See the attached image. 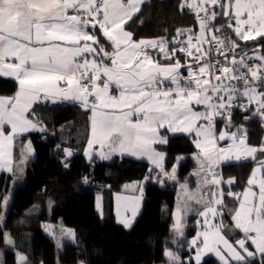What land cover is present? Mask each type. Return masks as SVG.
Returning a JSON list of instances; mask_svg holds the SVG:
<instances>
[{"label": "snow or ice", "instance_id": "1", "mask_svg": "<svg viewBox=\"0 0 264 264\" xmlns=\"http://www.w3.org/2000/svg\"><path fill=\"white\" fill-rule=\"evenodd\" d=\"M144 2L0 0V77L18 82L14 96L0 97V168L13 171V141L37 128L29 115L41 99L76 101L91 112V136L86 150L89 158L94 145H98L102 159L115 152L126 153L147 158L163 172L165 154L154 148L168 143L161 131L187 134L194 137L193 143L199 149L196 159L200 170L196 174L204 173L202 185L209 191L207 196L197 198L182 185L185 207L177 209L175 231L183 235L182 214L187 211L188 201L195 200L203 205L198 214L204 218L205 228L191 241V245H197L198 240L203 245L197 249V264L203 252H214L222 264H250L257 256L260 264H264V141L259 147L250 146L248 130L232 123L234 110L238 108L251 112L244 117L245 121L259 118L264 128V45L260 44L264 40V0L191 3L183 0L180 7L196 13L198 35L191 34V28L178 29L171 40L136 41L126 26L138 15ZM209 4L221 10H210ZM217 18H225L220 28L212 23ZM224 28L239 40L258 45L253 50V56L260 61L255 68L248 65L245 56L236 59L235 50L240 45L231 37L216 35ZM97 30L111 44L112 52L104 49L95 34ZM180 36L186 39H178ZM173 43L180 46L170 47ZM204 45L209 47L205 49ZM225 48L228 50L224 51ZM213 51L221 59L213 57ZM153 52L167 66L154 60ZM180 52L191 62L181 64L176 55ZM173 60L175 63H171ZM182 68L187 70V76L181 74ZM199 106L204 110H198ZM217 118L226 121V128L236 130H221L217 136ZM6 128L10 131L6 132ZM220 141L230 143L220 147ZM23 151L32 153L31 142L24 145ZM64 151L67 156L72 155L71 151ZM257 153L261 158H257ZM249 160L257 166L243 193L225 194L220 186L233 185L235 178L224 181L215 171L216 166ZM175 171L174 167L171 173L164 174L174 180ZM225 195L238 201L231 215L232 229H227L222 220L215 222L226 212ZM8 200L9 196L0 197V205L6 207ZM117 200L125 202V211L131 206L135 217L138 198L117 197ZM100 207L98 202L97 208ZM119 207L118 203V214ZM3 222L4 217L0 216V225ZM122 222L125 226L131 223L127 218ZM235 230L242 231L244 238L233 244L224 232ZM61 232L68 237L75 235L70 229ZM3 239L7 245L13 244L10 234L3 233ZM249 244L255 251H249ZM165 255L182 264L172 251H166ZM17 261L28 264L27 258L19 253Z\"/></svg>", "mask_w": 264, "mask_h": 264}, {"label": "trees", "instance_id": "2", "mask_svg": "<svg viewBox=\"0 0 264 264\" xmlns=\"http://www.w3.org/2000/svg\"><path fill=\"white\" fill-rule=\"evenodd\" d=\"M182 2L145 0L126 30L133 33L136 41L171 39L178 29L195 31L194 11L181 8ZM95 34L104 49L112 52L111 44L101 32L97 30ZM233 37L245 49L258 47L253 41H241L234 34ZM260 44L264 45V40H260ZM176 55L185 63L191 59L182 52ZM153 59L167 66L156 52H153ZM184 71L182 69L181 73L185 76ZM17 90L18 82L14 78L0 77V96L12 97ZM31 113L29 117L38 126L17 142L29 140L33 155L26 162L25 178L11 190V201L0 225V264H18V253L27 258L28 264H169L165 252L173 248L172 226L178 183L191 176L197 167L195 157L199 149L195 147L193 137L161 131L168 139L167 144L156 145L166 155L162 172L150 162L131 156L114 155L102 159L96 154L89 158L86 149L91 112L76 101L41 99L33 105ZM246 115L250 116L251 112L235 109L232 123L246 128L248 144L259 147L264 141L262 122L255 117L245 121ZM218 124L222 128L226 121ZM227 129L236 130L235 127ZM65 149L72 155L67 156ZM178 156L183 159L176 177L169 179L164 173H171ZM256 166L252 160L222 165L223 180L235 178L233 185L223 184L226 193L243 192ZM134 181H140L143 186V205L135 222L128 227L115 217L114 196L126 192L125 186ZM98 195H101V212L97 209ZM225 199L238 204L234 197L225 195ZM59 223L75 234L72 241H65L60 248L47 230L49 225ZM226 228L233 226L228 223ZM195 232L196 227L191 225L183 243L187 244ZM225 232L231 238L241 237L237 230ZM3 233L10 234L12 245L5 244ZM177 253L182 264H197L192 258L185 259L190 251L178 249ZM199 264L222 263L216 257L208 256ZM250 264H260V257L251 259Z\"/></svg>", "mask_w": 264, "mask_h": 264}, {"label": "rangeland", "instance_id": "3", "mask_svg": "<svg viewBox=\"0 0 264 264\" xmlns=\"http://www.w3.org/2000/svg\"><path fill=\"white\" fill-rule=\"evenodd\" d=\"M208 8L210 10L214 9L217 12H219L221 10L219 8V6H213L211 4L208 5ZM194 16H195V13H194ZM219 19H221L222 21L220 22ZM224 22H225V18H217V20L214 21V25H215L216 28H220V26ZM194 24H195V28H196L197 23H196L195 17H194ZM224 29H227V28H224ZM223 32H224V30H223ZM221 33L222 32L216 33V35L218 37H222ZM171 39H169V40H171ZM233 40H234V37H233ZM239 45H240V47L235 50V57L236 58H238L239 55H241V50L253 51L255 49V47L245 49L244 48L245 46H243L242 43L239 44ZM172 46L179 47L180 45H177V44L173 43L172 45H170V47H172ZM207 46H209V45H207ZM203 47L205 49L208 48L206 46H203ZM214 54H218V53L216 51H214ZM181 56H183V55H181ZM180 62H181V64H185V62H182V61H180ZM186 62L187 63H190L191 62V59H188V61H186ZM184 74H185V76H187V70L186 69L184 71ZM166 87H168V85H166ZM115 93H117V92H114L113 94H115ZM243 102H246V101H243ZM198 110L203 111L204 109H203L202 106H199ZM217 121H218L217 124H216V135L217 136L219 135V132L221 130L229 131L226 128L225 124L222 125V128L219 127V124L218 123L221 122V120H219V118H217ZM229 132H231V131H229ZM193 140H194V137H193ZM263 140H264V137H263ZM227 142H230V141H227ZM224 143H226V141L225 142H221V141L219 142V144H222V145ZM250 146H252V145H250ZM23 149H24V145L22 147H20L19 156H18V158H16V161H15V168H16L15 171H16V174L20 175V177H21L22 180L25 178L26 162L32 157V156H30V154L25 153L23 151ZM25 157H27V158H25ZM180 157H183V156H178L177 157V161L175 162V165H174V167L176 169V171H175V177H176V173H177V169H178L179 162L181 160V159H178ZM257 158L258 159L261 158L259 153H257ZM195 159H196V157H195ZM164 163H163V165H164ZM173 168H172V170H173ZM199 170H200V163L197 160V167L192 172V175L189 176V177H187V179H185V180L179 181V183H178V194H177V200H176V204H175V208H174V221H173V226H172L173 234H174L173 237H172V243H173L172 246H173V248L168 249L166 251H172L174 254H176L177 257H178V260L180 262H182V261L180 260V256L177 253V250L178 249L181 250V251H190L191 254L188 255V256H186L185 259L186 260H190V258H192L195 262H197L196 261L197 249H198V247L199 248H202L203 247V245L200 243V240L197 241V245H195V246L194 245H191V241L194 238L197 237V234L199 232L205 231V228L203 227V223H202L204 218L201 217V216H199V214H198L200 211L203 210V205H198L195 202V200L188 201L187 211H185L182 214V231H183V235L180 236L175 231V228H174V225L176 223V213H177L178 207H181V208L185 207V192L182 189V185L183 186H186L187 191L189 193H192L197 198H199L200 196H207V194H208L209 189L207 187H205V186L202 185V180H203V177H204V173H201L200 175H197L196 174ZM215 171L223 179L222 165L216 166ZM4 179H5V177H4ZM4 179H3V185L6 183L5 182L6 179L5 180ZM127 186L128 187H126V190H127L126 192L116 193L115 196H114V213H115V217L118 220V222L124 224L122 221H123V219L127 218L128 220L131 221V223L129 225V226H131L135 222V220L137 219V217L139 216V214L141 212V208H142V205H143V192L144 191H143V186L141 185V182L140 181H134V182L130 183ZM220 187L222 188L223 192L226 194V190L224 189L223 184ZM231 192H233V191H231ZM242 193L243 192H241L240 194H242ZM1 194H2V197L3 196H9V200H8L7 206L4 207V206L1 205V209H0V216H3L4 219H5V216H6V213H7V209H8V205H9V202L11 201L12 191L11 190H9V191L3 190ZM117 197H135V198H138V205L136 206V215H135V217L132 216L131 206H129L128 207V210L125 211V209H124V203L125 202L124 201H119L118 202ZM115 198H116V201H115ZM98 202H99V204H100L101 207L100 208H97V209H98L99 212H101V210H103L102 209V205H101V195H98L97 203ZM118 203L120 205V207H119V214H118ZM224 205H225V208H226L225 214L222 217H218L215 222L216 223H220L221 220H222L223 223H224V225L226 227H227L228 223H229V225L232 224V226L234 227V222L231 220V215L234 214V211L233 210L237 207V205H234L233 206L230 202H227L226 199H225V196H224ZM191 225H193V226L196 227V232L194 233V235L192 237H190L188 243L187 244H184L183 241L187 238V234H188V231H189ZM61 229H69V228L63 226V224H61V223L56 224V225H53L52 224V225H49L47 227V230L54 237V239L56 241V244L58 245V248H60V246L65 241H72L73 240V237H68L67 235L63 234L61 232ZM237 231L240 232L241 237L231 238L230 236L227 235L226 232H224V235L226 236V238L229 240L230 243H233L234 244L236 240H240V239H243L244 238L243 232L240 231V230H237ZM201 240H202V238H201ZM221 247H223V246L221 245ZM249 251H255L254 246H252V245L249 244ZM181 256H183V255H181ZM208 256H214V257L217 258V260L219 262H221L220 259H219V257H217L214 252H203L201 254V259H200L199 263L202 262ZM166 258H167L169 264H176V262L170 261V259L167 256H166Z\"/></svg>", "mask_w": 264, "mask_h": 264}, {"label": "crops", "instance_id": "4", "mask_svg": "<svg viewBox=\"0 0 264 264\" xmlns=\"http://www.w3.org/2000/svg\"><path fill=\"white\" fill-rule=\"evenodd\" d=\"M114 93V92H113ZM112 93V94H113ZM113 95H118V92L117 93H115V94H113ZM0 97H6V96H0ZM43 100V99H42ZM50 101H52V100H50ZM29 119H31L30 117H29ZM32 120V119H31ZM34 122V121H33ZM35 123V122H34ZM33 130V129H32ZM32 130H30L29 132H31ZM7 131H10V128H6V132ZM29 132H26V133H22V134H20L19 136H17L15 139H14V141H13V149H12V156H13V171L12 172H8L6 169H3V168H0V196L2 197V191L3 190H12V188H13V186L16 184V183H19V182H21L22 181V179H21V177H20V175H18V174H16V168H15V161H16V158H18V156H19V153H20V147H22L23 145H26V144H28L29 143V140L28 141H26V142H24V141H21V142H17V140L18 139H20L22 136H24V135H26V134H28ZM90 136H91V131H90ZM161 136H163L164 137V135L161 133ZM16 142H17V145H18V147H19V151L17 152L16 151ZM227 143H230V142H226V143H224L223 145L222 144H219V146L220 147H226L227 146ZM31 147H32V145H31ZM154 148H155V150L156 151H158V152H161V153H164V152H162L161 150H159L157 147H156V145H154ZM33 149V148H32ZM86 150H88V146H87V149ZM92 151V155H98L99 157H100V155H99V152H100V148H99V146L98 145H94V147H93V149L91 150ZM105 151H107L106 149H105ZM165 154V153H164ZM33 155V151H32V153H30V156H32ZM114 155H120V156H131V155H129V154H122V153H120V152H115V153H112L111 154V156L110 157H112V156H114ZM131 157H134V158H137V159H141V160H145V161H148V162H150L147 158H144V157H139V156H131ZM165 159H166V155H165ZM165 159H164V161H163V163L165 162ZM181 161V160H180ZM151 163V162H150ZM4 177H5V179H4ZM7 177V178H6ZM3 179L5 180V184L3 185ZM257 191H258V189H256ZM115 201H116V198H115ZM231 204L234 206V203L233 202H231ZM237 207H238V204H237ZM236 207V208H237ZM124 225V224H123Z\"/></svg>", "mask_w": 264, "mask_h": 264}, {"label": "built area", "instance_id": "5", "mask_svg": "<svg viewBox=\"0 0 264 264\" xmlns=\"http://www.w3.org/2000/svg\"><path fill=\"white\" fill-rule=\"evenodd\" d=\"M195 13V12H194ZM201 15H203L201 13ZM195 19H196V13H195ZM196 28H195V31H193L191 34H194V35H198L199 34V27H198V20L196 19ZM214 24V21L212 22ZM220 33V32H218ZM209 35H211V33H209ZM222 37L223 38L224 36H229L231 37V39L233 40L232 36H233V33L227 28V29H224V32L221 33ZM178 39L180 40H184L186 39L185 36H181V37H178ZM234 41V40H233ZM195 42V41H194ZM206 47H209L207 45H204ZM230 47V46H229ZM228 49L225 48L224 51H227ZM246 54V55H245ZM212 56L215 57L216 59H221V57L218 55V54H214V51L212 52ZM241 56H245V60L246 62L248 63V65L252 68H255L256 65L258 63H260V61H258L254 56H253V51H245V50H241V55H239L238 58L236 59H240ZM248 57H252V59H248ZM218 74V73H217Z\"/></svg>", "mask_w": 264, "mask_h": 264}]
</instances>
